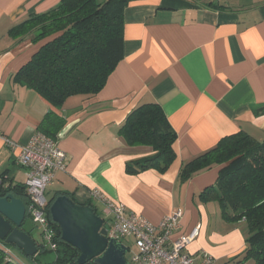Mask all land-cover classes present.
Listing matches in <instances>:
<instances>
[{
    "label": "crops",
    "instance_id": "1",
    "mask_svg": "<svg viewBox=\"0 0 264 264\" xmlns=\"http://www.w3.org/2000/svg\"><path fill=\"white\" fill-rule=\"evenodd\" d=\"M61 1L0 0L3 185L26 182V168L15 161L18 151L3 138L25 145L42 132L46 114L58 111L66 121L56 138L69 159L67 170L47 188L48 201L68 194L79 204L91 202L106 216L104 205L92 197L99 189L127 212L155 224L181 210L173 238L199 227L186 246L197 262L207 253L214 264H255L244 259L245 223L225 220L218 201L202 198L216 183L219 166L186 180L181 171L226 136L244 131L264 140V113H256L264 107V0H126L123 59L105 87L95 96H71L55 108L15 80L37 45L10 30ZM146 102L162 107L177 134L176 159L165 171L136 170V162L155 151L149 145L132 146L119 134L127 115ZM25 228L34 237L32 228Z\"/></svg>",
    "mask_w": 264,
    "mask_h": 264
},
{
    "label": "trees",
    "instance_id": "2",
    "mask_svg": "<svg viewBox=\"0 0 264 264\" xmlns=\"http://www.w3.org/2000/svg\"><path fill=\"white\" fill-rule=\"evenodd\" d=\"M125 4L126 0H62L50 11L32 14L14 26L10 30L12 36L28 37L37 45L31 58L16 73L15 80L36 91L55 108H61L71 96L98 94L123 59ZM256 111L264 113V107ZM65 121L60 112L51 110L39 130L56 137ZM119 134L132 146L149 145L155 151L152 156L137 161L136 170L165 171L176 159L177 134L162 107L155 102L135 107L122 123ZM215 165L219 166L218 178L202 192V198L218 201L225 220L247 225L248 246L244 259L264 264V140L244 131L226 136L187 163L181 178L186 180ZM24 189L26 186L5 188L1 184L0 196L8 192L18 194L26 203L27 217H30V198ZM57 197L47 203L50 220V206ZM83 205L93 207L99 214L91 202ZM53 225L59 243L54 264H79L80 252L63 241L60 227L55 222ZM23 229L33 237L25 226ZM6 243L0 240V264H20ZM31 258L38 261L36 256Z\"/></svg>",
    "mask_w": 264,
    "mask_h": 264
},
{
    "label": "built area",
    "instance_id": "3",
    "mask_svg": "<svg viewBox=\"0 0 264 264\" xmlns=\"http://www.w3.org/2000/svg\"><path fill=\"white\" fill-rule=\"evenodd\" d=\"M3 139L7 146L18 151L16 163L26 168L25 186L30 198V218L40 227L45 245L57 250V231L46 212V191L54 182L56 174L67 170L68 154L59 146L56 137L43 132H37L25 145H19L7 137ZM92 197L101 202L107 212L104 227L108 239L123 242L129 237L133 238L135 250L129 260L131 264H214L213 257L207 253L197 262L194 256L186 251V246L199 234V227L194 228L188 235L173 238L181 226V210L165 216L155 224L144 215L127 212L124 204L112 200L99 189L92 192Z\"/></svg>",
    "mask_w": 264,
    "mask_h": 264
},
{
    "label": "water",
    "instance_id": "4",
    "mask_svg": "<svg viewBox=\"0 0 264 264\" xmlns=\"http://www.w3.org/2000/svg\"><path fill=\"white\" fill-rule=\"evenodd\" d=\"M8 188V186H4ZM50 215L60 227L63 241L79 252L78 263L131 264L123 242L108 239L104 218L93 207L76 203L68 194H61L52 201ZM27 218L24 200L13 192L0 196V240L13 244L28 257L38 253L39 246L23 224Z\"/></svg>",
    "mask_w": 264,
    "mask_h": 264
},
{
    "label": "rangeland",
    "instance_id": "5",
    "mask_svg": "<svg viewBox=\"0 0 264 264\" xmlns=\"http://www.w3.org/2000/svg\"><path fill=\"white\" fill-rule=\"evenodd\" d=\"M98 213L100 216L105 217L100 208L98 209ZM24 226L25 227L29 226L30 228H32V232L34 234V237L39 242L40 249H39L38 253L35 255L36 258H38V261H35L33 258L26 256L24 254V252L21 249H19L18 247H16L15 245L6 243V246L8 248H10V250H11L12 254L14 255V257L16 258V260L20 264H54V262L56 261L57 252L55 250H51L50 246L45 245V243L42 240L40 227L37 226L36 224H34V222L31 220L30 217L26 218V220L24 222ZM245 226H247V225L245 224ZM123 243L127 247H129V250L126 254V257H127V259L131 260L132 254L135 250L134 240L132 237H129V238L123 240Z\"/></svg>",
    "mask_w": 264,
    "mask_h": 264
}]
</instances>
